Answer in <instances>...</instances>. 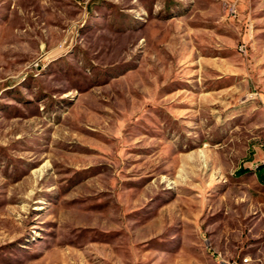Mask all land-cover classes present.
<instances>
[{
  "label": "rangeland",
  "instance_id": "rangeland-1",
  "mask_svg": "<svg viewBox=\"0 0 264 264\" xmlns=\"http://www.w3.org/2000/svg\"><path fill=\"white\" fill-rule=\"evenodd\" d=\"M260 165L264 0H0V264H264Z\"/></svg>",
  "mask_w": 264,
  "mask_h": 264
},
{
  "label": "trees",
  "instance_id": "trees-1",
  "mask_svg": "<svg viewBox=\"0 0 264 264\" xmlns=\"http://www.w3.org/2000/svg\"><path fill=\"white\" fill-rule=\"evenodd\" d=\"M240 175L248 173L246 170H239ZM254 174L260 183H264V165L257 166L254 170Z\"/></svg>",
  "mask_w": 264,
  "mask_h": 264
},
{
  "label": "built area",
  "instance_id": "built-area-1",
  "mask_svg": "<svg viewBox=\"0 0 264 264\" xmlns=\"http://www.w3.org/2000/svg\"><path fill=\"white\" fill-rule=\"evenodd\" d=\"M220 261H222L224 264H250V259H248L245 263H236V258L235 259L221 258Z\"/></svg>",
  "mask_w": 264,
  "mask_h": 264
},
{
  "label": "bare ground",
  "instance_id": "bare-ground-1",
  "mask_svg": "<svg viewBox=\"0 0 264 264\" xmlns=\"http://www.w3.org/2000/svg\"><path fill=\"white\" fill-rule=\"evenodd\" d=\"M248 260V258L242 259V263H245ZM237 263V262H236ZM223 264V263H222Z\"/></svg>",
  "mask_w": 264,
  "mask_h": 264
},
{
  "label": "crops",
  "instance_id": "crops-1",
  "mask_svg": "<svg viewBox=\"0 0 264 264\" xmlns=\"http://www.w3.org/2000/svg\"><path fill=\"white\" fill-rule=\"evenodd\" d=\"M239 174V172H237Z\"/></svg>",
  "mask_w": 264,
  "mask_h": 264
}]
</instances>
